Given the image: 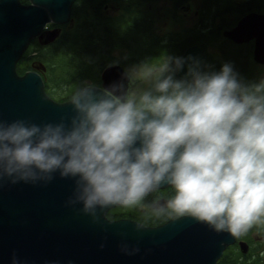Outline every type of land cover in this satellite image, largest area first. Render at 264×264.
Wrapping results in <instances>:
<instances>
[{"label": "clouds", "instance_id": "1", "mask_svg": "<svg viewBox=\"0 0 264 264\" xmlns=\"http://www.w3.org/2000/svg\"><path fill=\"white\" fill-rule=\"evenodd\" d=\"M205 68L198 56L167 55L102 89L84 81L68 122L0 120V184L72 179L65 204L93 224L113 206L146 209L163 186L174 195L153 206L157 218L189 216L233 237L264 224V79L245 83L230 63ZM119 249L140 252L126 239Z\"/></svg>", "mask_w": 264, "mask_h": 264}, {"label": "water", "instance_id": "2", "mask_svg": "<svg viewBox=\"0 0 264 264\" xmlns=\"http://www.w3.org/2000/svg\"><path fill=\"white\" fill-rule=\"evenodd\" d=\"M75 1L0 0V120L27 119L36 124L57 123L61 117L70 120L71 100L56 101L46 92L38 71L19 74L17 65L34 38L47 43L57 36L59 29L45 31L49 24L71 21ZM224 35L237 43L254 39V58L264 63V13L246 14ZM189 54L205 65L206 53L199 46L189 47L182 56ZM124 70L120 64L107 66L101 84L95 86L110 85ZM73 188L72 179L58 174L47 185L0 184V264H12L14 255L21 264H217L237 239L189 216L146 225L147 229L137 232L134 223L139 221L107 216L117 206L106 211L102 225L93 224L77 210L80 205L76 209L66 206ZM122 239L130 245L138 243L140 252L134 256L121 253Z\"/></svg>", "mask_w": 264, "mask_h": 264}, {"label": "trees", "instance_id": "3", "mask_svg": "<svg viewBox=\"0 0 264 264\" xmlns=\"http://www.w3.org/2000/svg\"><path fill=\"white\" fill-rule=\"evenodd\" d=\"M21 1L29 3V0ZM104 1L107 0H76L71 21L58 24L59 31L54 39L45 43L37 37L31 41L18 62V73L38 71L44 79L48 95L56 101L65 102L71 100L75 89L84 81L100 85L103 70L121 61L117 50H126V59L132 64L160 65L167 55L181 56L191 43H198L207 51V45L216 42L219 37L218 32L211 31L190 30L178 36L171 31L160 33L153 17L143 9L146 3L160 0H121L122 11L118 18L103 10ZM167 1L177 6L189 0ZM199 4L200 11L208 12L210 16L215 12L225 16L264 12V0H199ZM54 26L56 24H51V27ZM208 56L205 70L218 71L222 63L213 60L210 54ZM107 216L111 219L131 218L150 226L159 223L157 217L141 208L117 206L110 209Z\"/></svg>", "mask_w": 264, "mask_h": 264}, {"label": "rangeland", "instance_id": "4", "mask_svg": "<svg viewBox=\"0 0 264 264\" xmlns=\"http://www.w3.org/2000/svg\"><path fill=\"white\" fill-rule=\"evenodd\" d=\"M120 3L121 0H107L103 2V7L109 6V10H107L108 13L111 15H115V17L118 18L122 11ZM187 5H189L190 9L192 8L193 10L189 12V14H183L182 12L186 11H183L181 9H185ZM143 9L147 15L153 17L156 28L160 33L175 30L177 31L182 29L186 25L194 23L195 12L197 9L199 10V0H189L188 2H182L177 6H175V4L173 5L171 1L160 0L153 3H146ZM241 16V14L227 15V24L225 26L231 28L238 22V20L241 19ZM222 37L223 38H220L219 41L208 44L206 47L212 59L219 60L222 65L225 63L232 64L234 70L239 74V78H241L245 83H258L260 80L264 79V63L255 60L253 56L252 43L237 44L232 40L226 38L225 36ZM116 54L121 61L120 63L115 64H120L124 69L140 65L128 62L126 59L127 51L124 49L117 50ZM148 65L153 68L159 67V65H155L153 63ZM140 87L144 88L147 87V85L140 84ZM152 202H147L146 205H148L149 207ZM160 221L161 220L159 217L158 222ZM219 264H235V262L229 256H226Z\"/></svg>", "mask_w": 264, "mask_h": 264}, {"label": "flooded vegetation", "instance_id": "5", "mask_svg": "<svg viewBox=\"0 0 264 264\" xmlns=\"http://www.w3.org/2000/svg\"><path fill=\"white\" fill-rule=\"evenodd\" d=\"M182 8H184V7H182ZM103 10H105L108 13L107 10H109V6L103 7ZM181 10L186 11V12H182L183 14H185V13L189 14V12H191L193 9L192 8L190 9V6L187 5L185 9H181ZM241 13H242L241 18H242L244 15H246L249 12H245V13L241 12ZM174 18H176V17H174ZM226 19H227V15L225 16V14H223V13L215 12L214 15L210 16V15H208V12H201L200 11V4H199V10L197 9L195 12L194 23L190 24V25H186L185 27H183L180 30H177V31L175 30V31H171V32L177 34V36L181 35L183 33H187L190 30L200 31V32L211 31L212 33L218 32L219 37H218L217 41H219L220 38H223L222 36H225L224 35L225 31L231 30L238 23L237 22L234 26H232L231 28H228L225 26L227 24ZM53 30L58 31V24L54 27H51V24H49L45 31L50 32ZM49 32H47L43 38L47 37ZM225 37L228 38L227 36H225ZM228 39H230V38H228ZM230 40H232V39H230ZM233 42H235V41H233ZM235 43H237V42H235ZM244 43H252V45H253V56H254L255 40L253 39L249 42H244ZM193 44L196 46H199L206 53V57H207L206 63H207L208 59H209L208 54H210L209 51L204 50V48H202L198 43H192V46H194ZM187 47H189V45H187ZM186 49H188V48L185 47L181 56L183 55V53L185 52ZM173 195H174V190L170 186L165 187V188H159L156 191H154L153 193H151L146 198L145 204L148 202V200H149V202H152V201L153 202L149 205L148 208L142 209V210L146 213H152L153 206H155V207L164 206L165 202L168 199H170ZM170 219H173V218H169L166 215L161 216L160 217L161 221L157 225L163 224ZM224 256L225 257L229 256L235 262V264H243L245 262L247 264H264V224L254 226L246 234H244L240 237H237L236 242L234 244L230 245L229 247H227V249L224 251L222 257L219 259L217 264H219V262L221 263L223 261V259L225 258Z\"/></svg>", "mask_w": 264, "mask_h": 264}, {"label": "bare ground", "instance_id": "6", "mask_svg": "<svg viewBox=\"0 0 264 264\" xmlns=\"http://www.w3.org/2000/svg\"><path fill=\"white\" fill-rule=\"evenodd\" d=\"M252 1H254V0H252ZM193 45H194V44H193ZM190 46H192V43H191V45L189 44V47H190ZM189 47L186 46V48H189ZM205 63H206V62H205Z\"/></svg>", "mask_w": 264, "mask_h": 264}]
</instances>
